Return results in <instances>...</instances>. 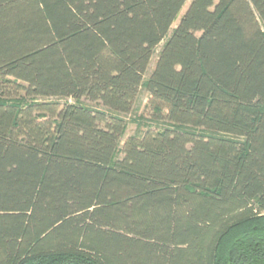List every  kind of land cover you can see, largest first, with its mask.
I'll return each mask as SVG.
<instances>
[{
  "label": "trees",
  "instance_id": "obj_1",
  "mask_svg": "<svg viewBox=\"0 0 264 264\" xmlns=\"http://www.w3.org/2000/svg\"><path fill=\"white\" fill-rule=\"evenodd\" d=\"M185 1L0 0V264H264V0L190 1L144 81L168 126L118 148Z\"/></svg>",
  "mask_w": 264,
  "mask_h": 264
},
{
  "label": "rangeland",
  "instance_id": "obj_2",
  "mask_svg": "<svg viewBox=\"0 0 264 264\" xmlns=\"http://www.w3.org/2000/svg\"><path fill=\"white\" fill-rule=\"evenodd\" d=\"M191 0H186L185 3L183 4L182 8L180 9L176 19L172 23L171 27L168 30L167 35L161 40L158 45L153 50V54L151 56V59L147 65V68L145 70V73L143 75V83L140 85L138 89V93L136 95V98L133 102L131 110L126 113V114H117L125 122V129L123 134L119 138L118 142V148L121 147L123 140L130 136V135H137L141 136L146 130H161L168 126L167 122L165 121H156L151 117V113L148 107V92L145 89L144 81L147 79L149 76L150 72L152 71L154 67V63L156 61L158 52L160 51L164 41L166 40V37L170 34L172 29L177 25L180 17L183 15L184 11L188 7L189 3ZM23 102H27L30 100H35V101H56L59 103L60 106L65 104L66 102L69 103H80L82 105L88 106L93 109H98V110H104L107 111V109L102 106L100 103L95 102V101H90L87 98L81 97L77 100L73 98H66V97H22ZM120 152H117L116 156L120 157Z\"/></svg>",
  "mask_w": 264,
  "mask_h": 264
}]
</instances>
